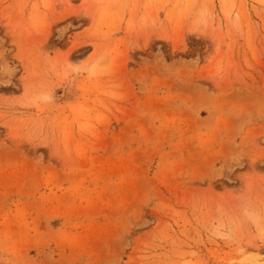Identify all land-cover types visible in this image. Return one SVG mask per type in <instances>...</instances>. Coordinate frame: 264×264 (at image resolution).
Instances as JSON below:
<instances>
[{
  "label": "rangeland",
  "instance_id": "374dc122",
  "mask_svg": "<svg viewBox=\"0 0 264 264\" xmlns=\"http://www.w3.org/2000/svg\"><path fill=\"white\" fill-rule=\"evenodd\" d=\"M0 264H264V0H0Z\"/></svg>",
  "mask_w": 264,
  "mask_h": 264
},
{
  "label": "bare ground",
  "instance_id": "6f19581e",
  "mask_svg": "<svg viewBox=\"0 0 264 264\" xmlns=\"http://www.w3.org/2000/svg\"><path fill=\"white\" fill-rule=\"evenodd\" d=\"M67 89H68V93H70V94H71V93L73 92V90H74V88H73L72 85H70Z\"/></svg>",
  "mask_w": 264,
  "mask_h": 264
}]
</instances>
